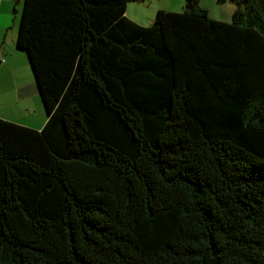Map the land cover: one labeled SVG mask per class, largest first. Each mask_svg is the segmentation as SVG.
Wrapping results in <instances>:
<instances>
[{
    "label": "trees",
    "instance_id": "16d2710c",
    "mask_svg": "<svg viewBox=\"0 0 264 264\" xmlns=\"http://www.w3.org/2000/svg\"><path fill=\"white\" fill-rule=\"evenodd\" d=\"M130 1L23 0L48 120L0 139V264H264V0Z\"/></svg>",
    "mask_w": 264,
    "mask_h": 264
},
{
    "label": "crops",
    "instance_id": "0c3cea01",
    "mask_svg": "<svg viewBox=\"0 0 264 264\" xmlns=\"http://www.w3.org/2000/svg\"><path fill=\"white\" fill-rule=\"evenodd\" d=\"M18 5L23 0H0V58L5 59L0 63V139L11 154L24 155L42 146L48 116L29 57L17 46ZM127 16L145 25L133 8Z\"/></svg>",
    "mask_w": 264,
    "mask_h": 264
},
{
    "label": "rangeland",
    "instance_id": "374dc122",
    "mask_svg": "<svg viewBox=\"0 0 264 264\" xmlns=\"http://www.w3.org/2000/svg\"><path fill=\"white\" fill-rule=\"evenodd\" d=\"M256 2L258 5V0H256ZM196 3L201 7L206 8L209 11L211 18L223 22H232L234 11L237 8L236 0H227V2L225 3H220L219 0H197ZM184 5L185 0H131L128 4L127 11L128 9H130L131 11L133 8L134 11H137L140 15L138 20L141 19L140 21H143V23H145L144 26H149L153 23L158 10H165L166 12H183ZM18 7V23L20 24L21 11L23 6L18 5Z\"/></svg>",
    "mask_w": 264,
    "mask_h": 264
},
{
    "label": "built area",
    "instance_id": "2783aa9c",
    "mask_svg": "<svg viewBox=\"0 0 264 264\" xmlns=\"http://www.w3.org/2000/svg\"><path fill=\"white\" fill-rule=\"evenodd\" d=\"M3 61H5V59L4 58H0V63L3 62Z\"/></svg>",
    "mask_w": 264,
    "mask_h": 264
}]
</instances>
